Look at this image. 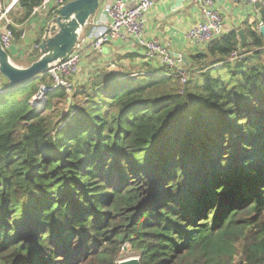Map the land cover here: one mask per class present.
<instances>
[{"label": "trees", "instance_id": "trees-1", "mask_svg": "<svg viewBox=\"0 0 264 264\" xmlns=\"http://www.w3.org/2000/svg\"><path fill=\"white\" fill-rule=\"evenodd\" d=\"M42 2L20 0V21ZM245 34L192 56L183 87L170 67L101 75L58 121L47 111L64 88L31 102L48 72L3 78L0 264H264V36ZM211 57L228 78L204 70Z\"/></svg>", "mask_w": 264, "mask_h": 264}, {"label": "crops", "instance_id": "crops-1", "mask_svg": "<svg viewBox=\"0 0 264 264\" xmlns=\"http://www.w3.org/2000/svg\"><path fill=\"white\" fill-rule=\"evenodd\" d=\"M215 8L224 17L225 34L240 29L259 28L261 24L260 13L250 6L245 0H214ZM177 0H156L154 6L146 14L145 27L142 38L146 41L157 39L174 56L180 57L181 67L193 66L192 71L198 70V65H191L192 56L198 53H206L208 45L197 44L187 37L188 31L197 23L202 21L200 6L184 0L181 5H176ZM129 7L135 5V0H127ZM49 16L46 19H35L31 22L33 28L47 23L54 15L50 11L42 16ZM94 20L100 24H106L108 18L102 16L101 12L96 13L81 32V38H87L95 29ZM239 35V34H238ZM35 35L30 34L24 43H16L10 50L11 58L22 59L30 50V39ZM17 40V39H16ZM41 41V40H40ZM242 45V43H241ZM214 58L204 60V70L223 67L219 63L213 64ZM28 61L19 65L28 66ZM166 66L163 65L159 56H145V47L138 39L116 40L104 46L102 50L91 48V42L87 40L84 55L82 56L80 69L71 78L73 88L76 89L85 83H91L95 78L107 73H120L129 76L136 74L161 73ZM7 83V82H6ZM38 98V97H37Z\"/></svg>", "mask_w": 264, "mask_h": 264}, {"label": "built area", "instance_id": "built-area-1", "mask_svg": "<svg viewBox=\"0 0 264 264\" xmlns=\"http://www.w3.org/2000/svg\"><path fill=\"white\" fill-rule=\"evenodd\" d=\"M20 0H0V40L3 47L10 52L16 39L13 28L16 24L11 19L13 11L18 6ZM69 0H43V2L34 8L31 18L53 11L58 13L60 7ZM156 0H135V5L129 7L127 0H104L99 11L102 16L108 18L106 24H100L94 20L95 29L91 32L88 39H79L74 50L61 62L55 63L48 71L53 78L52 85H41L39 91L33 96L31 102L41 103L49 93L58 88L71 89V78L80 69L82 56L84 55L87 40L91 42V48L102 50L104 46L116 40L138 39L145 47V56H159L166 67L172 68L180 79L183 87L188 80L189 72L186 67H181L180 57L174 56L166 47L161 45L157 39L146 41L142 38L145 27L146 14L154 6ZM193 4L200 6L202 12V21L193 26L187 33V37L197 44L208 45L213 40L220 38L225 34L224 17L215 8L214 0H188ZM250 6L259 11V4L262 0H245ZM97 12V13H98ZM90 22V20H89ZM263 25L261 22L259 28ZM22 38L25 33L22 32ZM40 49V44L36 46ZM244 57L240 51L234 52L228 62L235 63ZM7 91L4 87L3 77L0 73V94ZM39 99H35L38 97ZM232 264H246L237 255Z\"/></svg>", "mask_w": 264, "mask_h": 264}, {"label": "water", "instance_id": "water-1", "mask_svg": "<svg viewBox=\"0 0 264 264\" xmlns=\"http://www.w3.org/2000/svg\"><path fill=\"white\" fill-rule=\"evenodd\" d=\"M104 0H69L63 4L44 28L40 41L41 56L28 66L16 65L10 52L3 47L0 40V73L10 88L23 86L43 76L45 72L58 62L65 59L76 47L81 32L89 20L99 11ZM184 0H177L181 5ZM264 36V25L260 27ZM242 45L245 43L244 29L238 31ZM119 264H142L138 257H130Z\"/></svg>", "mask_w": 264, "mask_h": 264}, {"label": "rangeland", "instance_id": "rangeland-1", "mask_svg": "<svg viewBox=\"0 0 264 264\" xmlns=\"http://www.w3.org/2000/svg\"><path fill=\"white\" fill-rule=\"evenodd\" d=\"M264 0L261 1V3H263ZM46 14V13H44ZM44 14L38 15L36 17H32L31 19L29 18V20H26L25 22H21V17H22V10L20 9V7H16V9L13 11L12 15H11V19L14 22V24H16V29L25 33V37L22 38V36L20 35L19 37H16L15 42L16 43H24V41L26 39H28L29 33L35 35L34 39H30V42L27 41L28 43H30V46H28L27 48L30 49L24 56V58L22 59H16L13 58L12 61L20 66L19 64L22 63L23 61H28L29 63L31 62V59L34 58V56H36L37 54H39V51L37 50L36 46L38 44V42H40L41 38L43 37V33H44V28L46 27L47 23H44L42 26L37 27V28H33L31 25V22L34 21L35 19H39L41 20L42 18H47L49 17L48 15L46 16H42ZM246 52H250V50H245ZM249 54V53H248ZM264 60V58H263ZM211 71L214 74H217V71L211 69ZM221 72L224 74L225 78H228L230 73L227 71V69H222ZM72 84V83H71ZM65 89V88H64ZM68 92V95L66 96H57L53 98V103H54V108L52 110H48L47 113L48 115H50L52 117L53 120L58 121L61 117V115H65L67 114V112H69V108L70 105L74 102V88L73 85L71 87V89L66 88L65 89ZM55 92V91H54ZM54 92L48 94V97H52L54 95ZM35 99H39V97H35ZM86 101V100H85ZM44 104L41 105V109H44L45 106ZM129 246L127 245L126 247H124V249H128L129 250ZM131 257H135V256H131ZM130 258V257H128ZM127 259V258H126Z\"/></svg>", "mask_w": 264, "mask_h": 264}]
</instances>
